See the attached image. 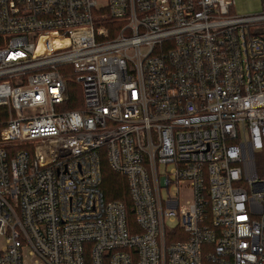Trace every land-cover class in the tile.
<instances>
[{
  "label": "built area",
  "instance_id": "built-area-1",
  "mask_svg": "<svg viewBox=\"0 0 264 264\" xmlns=\"http://www.w3.org/2000/svg\"><path fill=\"white\" fill-rule=\"evenodd\" d=\"M232 6L0 0V264H264V0Z\"/></svg>",
  "mask_w": 264,
  "mask_h": 264
},
{
  "label": "trees",
  "instance_id": "trees-1",
  "mask_svg": "<svg viewBox=\"0 0 264 264\" xmlns=\"http://www.w3.org/2000/svg\"><path fill=\"white\" fill-rule=\"evenodd\" d=\"M78 89V97H79V88ZM81 105V95H80V103ZM73 107V106H69ZM101 188L103 194L107 200H121L126 202L129 206V199L127 195V187L125 179L114 172L105 157L101 158Z\"/></svg>",
  "mask_w": 264,
  "mask_h": 264
},
{
  "label": "rangeland",
  "instance_id": "rangeland-1",
  "mask_svg": "<svg viewBox=\"0 0 264 264\" xmlns=\"http://www.w3.org/2000/svg\"><path fill=\"white\" fill-rule=\"evenodd\" d=\"M231 13L234 15L254 14L261 10V0H232ZM171 226V225H170Z\"/></svg>",
  "mask_w": 264,
  "mask_h": 264
}]
</instances>
